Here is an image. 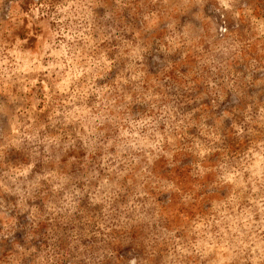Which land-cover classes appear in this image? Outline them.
Wrapping results in <instances>:
<instances>
[{"label": "clouds", "instance_id": "9594fccd", "mask_svg": "<svg viewBox=\"0 0 264 264\" xmlns=\"http://www.w3.org/2000/svg\"><path fill=\"white\" fill-rule=\"evenodd\" d=\"M0 264H264V0H0Z\"/></svg>", "mask_w": 264, "mask_h": 264}]
</instances>
